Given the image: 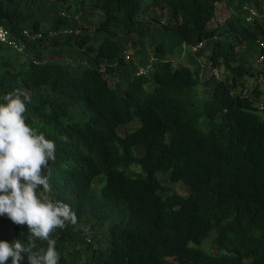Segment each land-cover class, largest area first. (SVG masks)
Returning <instances> with one entry per match:
<instances>
[{"label":"trees","instance_id":"trees-1","mask_svg":"<svg viewBox=\"0 0 264 264\" xmlns=\"http://www.w3.org/2000/svg\"><path fill=\"white\" fill-rule=\"evenodd\" d=\"M76 1L100 15L95 35L78 38L68 27L60 6L70 0H0V25L26 44L14 48L23 60L4 59L13 48L0 46V102L16 89L31 97L26 122L56 144L48 195L77 214L76 225L53 236L59 264H264V116L255 104L262 92L243 90L246 76L264 77V61L258 72L251 64L264 54V0ZM221 3L231 14L223 26H209ZM244 4L258 16L248 20ZM49 19L56 21L45 25ZM64 35L88 45L87 56L49 57L64 55ZM200 42L192 51L198 66L170 58ZM134 121L140 126L120 132ZM133 164L143 172L130 171ZM100 174L106 182L98 192ZM211 235L217 253L192 244ZM27 238L26 226L0 216V240Z\"/></svg>","mask_w":264,"mask_h":264},{"label":"clouds","instance_id":"clouds-1","mask_svg":"<svg viewBox=\"0 0 264 264\" xmlns=\"http://www.w3.org/2000/svg\"><path fill=\"white\" fill-rule=\"evenodd\" d=\"M0 102V216L28 229L27 242L0 240V264H59L57 230L77 224V214L65 202L48 195L50 162L56 144L26 122L31 97L16 89ZM47 244V248L39 246Z\"/></svg>","mask_w":264,"mask_h":264},{"label":"rangeland","instance_id":"rangeland-1","mask_svg":"<svg viewBox=\"0 0 264 264\" xmlns=\"http://www.w3.org/2000/svg\"><path fill=\"white\" fill-rule=\"evenodd\" d=\"M71 1V5H69L68 3H64L63 6H60L61 12L63 13V18L67 17L69 19V23L67 25H72V26H68L69 28H71L72 30H76V35H78V38L80 37V34L82 33H90L92 35H95V27L98 24V22L101 20L100 15L97 14L94 10H92L89 7H86L83 9V6L79 3H77L76 0H70ZM80 9V10H79ZM231 14V9L228 8L226 6V3H221L218 5V16L216 19H213L210 23L209 26L212 27H216V26H223L226 18L228 17V15ZM51 17V16H50ZM162 18L165 20L168 18V16H162ZM54 19H49L45 21V25H50L52 24ZM53 21V22H52ZM62 21H64L62 19ZM67 23V22H66ZM64 24H60L59 26H62ZM88 26V27H85ZM47 29V28H45ZM121 32H119V36H121ZM77 37V36H76ZM76 39V38H75ZM74 38H71V40L68 38V36L64 35V37L62 38L63 41H65L62 45L59 44V48L60 50H62L64 52V55L62 54L61 56H53L51 54H49V57L52 58H59V59H63L64 57L69 58L70 60H73L74 58H79L80 55H86V48L88 47V45H85L84 48H78L76 41ZM70 40V42L68 41ZM93 42V40H92ZM146 46L149 48V40L146 39ZM243 48H247L248 44L244 43ZM147 48V49H148ZM130 50H133V48H130ZM134 51V50H133ZM193 48L191 45H184L182 47H178L175 50V53L173 56H170V58L175 62V63H185V64H191L193 66H198L197 63H194L193 58H194V54H192ZM208 51V50H207ZM149 52V51H148ZM207 54L208 53H202V56L200 58V61L203 63L202 67H201V75L203 77V79L207 78L210 76L211 74V70L208 67H206L204 64H206L207 62ZM193 55V56H192ZM21 58L22 60L25 58L24 56L20 57V55L18 56V52L16 50L13 49H8L6 51L3 52V58H7V59H11V58ZM195 59V58H194ZM253 61H251L252 64V68H254L257 72L260 69V65L256 64V60L255 57L252 58ZM194 63V64H193ZM215 68L218 69L219 73L222 75L225 74V68L222 66H216ZM109 81L111 84H114L116 81V77L113 76H109ZM246 81H245V85H244V92L249 93L250 95H255L256 92V88L258 87L259 90H261V95L259 98L255 99V104L257 106H260V104L264 105V79H260V75L256 74L254 76H246ZM202 89L199 90V96H200V92ZM258 113H260L262 116H264V108L258 109ZM140 126L139 121H134L132 123L129 124H125V125H121L119 130L121 133H124L125 131H131L136 129L137 127ZM136 152L139 155L144 154L145 149L143 148V146H138L136 148ZM129 170H134L137 172H143V169L141 167V165L139 164H133L130 166ZM158 177L160 178V180L163 183L166 184H170L173 186L174 189H176L179 193L187 195L190 193V187L188 184H186L183 181H178L177 183H172L171 178L169 173H163V172H158ZM106 182V176L105 174H100L98 176L95 177L94 181H93V186L96 188V190L98 192L101 191L103 185ZM194 246L199 247L203 250H205L206 252L209 253H217L220 251V247L219 245L216 247V244H218L217 242H215L214 240V235H211L208 239H206L202 244H197V243H192ZM173 264H183L180 263L179 261L174 260Z\"/></svg>","mask_w":264,"mask_h":264},{"label":"built area","instance_id":"built-area-1","mask_svg":"<svg viewBox=\"0 0 264 264\" xmlns=\"http://www.w3.org/2000/svg\"><path fill=\"white\" fill-rule=\"evenodd\" d=\"M243 8L245 10L249 11V15H248V20H252L255 16H258V11L256 10L255 7L249 5V4H244ZM39 35H42L41 33ZM259 44L260 47H264V39H259ZM1 45H5V46H9L12 48H16L19 51H22L26 48V44L25 42H23L22 40H19L17 38H15L14 36H12L11 31L5 27L4 25H0V46ZM192 46V45H191ZM203 46V42H200L197 45L192 46L193 51H198L201 47ZM133 50H127L126 51V59L128 60L129 58H131V55L133 54ZM255 62L257 65H262L263 61H264V54L259 53L256 57H255ZM147 71L146 68H141L140 69V73H145ZM215 74H217L218 76L220 75L219 71L217 68H215L214 70ZM260 79H264L263 76H260ZM258 108L263 109L264 105L260 104V106H258Z\"/></svg>","mask_w":264,"mask_h":264},{"label":"water","instance_id":"water-1","mask_svg":"<svg viewBox=\"0 0 264 264\" xmlns=\"http://www.w3.org/2000/svg\"><path fill=\"white\" fill-rule=\"evenodd\" d=\"M218 246V244H216V247Z\"/></svg>","mask_w":264,"mask_h":264}]
</instances>
